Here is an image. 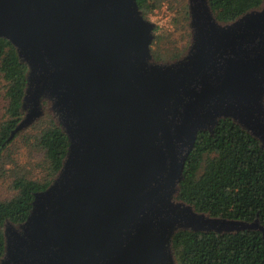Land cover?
I'll return each mask as SVG.
<instances>
[{"label": "water", "instance_id": "water-1", "mask_svg": "<svg viewBox=\"0 0 264 264\" xmlns=\"http://www.w3.org/2000/svg\"><path fill=\"white\" fill-rule=\"evenodd\" d=\"M187 1L189 50L157 64L136 0H0V38L30 70L10 138L48 101L70 141L26 220L6 224L1 264H175L177 230L264 231L173 200L197 133L220 117L264 146V3L221 23L208 0Z\"/></svg>", "mask_w": 264, "mask_h": 264}, {"label": "trees", "instance_id": "trees-1", "mask_svg": "<svg viewBox=\"0 0 264 264\" xmlns=\"http://www.w3.org/2000/svg\"><path fill=\"white\" fill-rule=\"evenodd\" d=\"M159 0H136L139 11L152 12ZM217 21L229 23L258 9L264 0H208ZM160 39V38H158ZM150 45L152 62L178 61L183 53L162 58ZM30 70L17 49L0 38V78L4 83L6 107L0 123V159L17 142L28 148L26 158L36 160L41 176L16 172L9 197L0 199V264L5 255L6 224L17 228L32 207L34 195L48 189L58 178L70 141L49 112L31 126L12 131L29 110L26 93ZM47 105L46 101L41 103ZM41 125L38 129V126ZM37 128L36 131L30 130ZM173 200L196 213L212 218L257 222L264 230V146L232 117H220L211 131L197 133L188 155L182 179ZM175 264H264V231L243 229L236 232L177 230L170 242Z\"/></svg>", "mask_w": 264, "mask_h": 264}, {"label": "rangeland", "instance_id": "rangeland-1", "mask_svg": "<svg viewBox=\"0 0 264 264\" xmlns=\"http://www.w3.org/2000/svg\"><path fill=\"white\" fill-rule=\"evenodd\" d=\"M144 15L154 26L153 34L154 39H157V45L153 49L157 51V54H161L163 55L162 58L167 59L176 54L183 53V56L186 55L192 38L187 0H159L157 8ZM4 94V83L0 78V123L4 119V110L6 107ZM46 102L47 105L45 108L41 105L42 115L36 122L44 116L45 111L55 117L51 105L48 101ZM36 126L39 129L41 125ZM30 130L36 131L37 128ZM27 151L28 148L21 141H17L10 148V151L6 152L5 157L0 159V199L9 197L11 193L10 183L14 173L26 171L28 175L41 176L40 172L42 169L38 165H35L36 160L32 157L34 155H31V159L26 158Z\"/></svg>", "mask_w": 264, "mask_h": 264}]
</instances>
